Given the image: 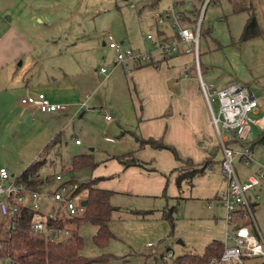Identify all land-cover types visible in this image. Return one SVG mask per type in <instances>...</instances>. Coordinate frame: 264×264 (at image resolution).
<instances>
[{
  "label": "rangeland",
  "instance_id": "rangeland-1",
  "mask_svg": "<svg viewBox=\"0 0 264 264\" xmlns=\"http://www.w3.org/2000/svg\"><path fill=\"white\" fill-rule=\"evenodd\" d=\"M193 1L200 7V15L204 0ZM170 2L55 0V4H59L55 7L46 1L49 22L42 24L37 20L30 23L27 32L33 39L30 40L31 47L23 63L19 58L13 66L18 73L32 77L29 81L33 92L42 90L51 100L63 102L68 108L49 113L25 105L21 103L20 92L12 84H6L2 77L0 95L7 86L9 90L7 98L0 96V167L6 166L11 172L19 173L35 160L45 157L39 167L40 177L61 173L66 179L90 180L93 168L68 170V167L75 154L92 152L101 164L100 169L105 170L106 163L113 170L111 163L106 161L109 153L134 149L132 146L140 132L132 96L121 84L126 74L131 78L130 67L119 62L113 68L115 52L108 46L107 34H113L126 46L153 48L144 33L159 36L154 12L164 10ZM253 4L260 33L243 39L251 9L235 10L231 0L207 2L200 32L199 65L203 79L215 88L226 86L228 82L251 86L260 98L259 109L253 114L262 118L261 123L253 128L256 137L264 128V0H253ZM55 15L59 18L52 20ZM165 26L172 28L169 24ZM186 46L183 44L182 48ZM184 53L188 54V63L195 66L193 53ZM102 66L109 70L113 68L110 77L102 72ZM175 69L171 61H166L157 67L152 77L163 79L171 77V73L176 77L178 71ZM2 72L9 71L3 69ZM192 73L200 78L195 70ZM70 92L76 95L74 100H71ZM213 107L218 112L217 100ZM106 114H110L111 119H107ZM56 136L59 141L47 148ZM109 137L115 141L107 140ZM76 138L81 143H76ZM217 141L216 135L209 149L214 145L218 149ZM231 145L239 148L237 143ZM152 159L156 164V159ZM217 161L204 174L194 177L192 183L188 182L189 186H182L181 190H185V193L181 192L183 197H173L169 191L154 197L122 192L112 194L111 203L115 209L108 225L113 236L104 246L94 240L97 224L87 220L78 224L79 233L84 238L82 253L92 258L107 257L87 264H158L160 259L165 264H172L179 254L203 252L212 238L210 229H216L215 221H212L216 206L214 203L213 208L208 206L211 200L206 195L211 181H218L222 176ZM181 166L186 167L187 163L182 162ZM172 180L174 188L178 189L174 177ZM82 193L85 195L86 190ZM262 201L256 216L264 232V199ZM174 205L171 221L167 215Z\"/></svg>",
  "mask_w": 264,
  "mask_h": 264
},
{
  "label": "built area",
  "instance_id": "built-area-1",
  "mask_svg": "<svg viewBox=\"0 0 264 264\" xmlns=\"http://www.w3.org/2000/svg\"><path fill=\"white\" fill-rule=\"evenodd\" d=\"M192 0H171L164 10H155V21L159 26L169 24L174 29L173 35L156 37L152 32L144 33L150 39L153 48L139 49L126 46L115 39L113 34H107V43L114 49L115 64L134 60L147 63L157 56L169 58L177 52H192L195 68L201 76L199 65L200 32L204 9L209 0L202 3V13L198 16L195 27L187 23V3ZM186 21V22H185ZM183 44H187L182 48ZM102 71L108 68L102 66ZM188 73V72H186ZM201 87L211 110L212 122L217 130L222 157L221 172L226 180L227 189L222 198L225 208L226 222L224 250L221 254L212 256L210 264H246L249 258L258 257L264 263V234L258 224L255 208L261 195L256 193L251 197L250 191L264 185V163L243 179L237 169V160L244 164L256 163V151L252 146L255 136L254 126L261 123L262 118L255 116L260 100L252 91L250 85L231 82L221 88L209 85L200 77ZM218 101L216 112L213 102ZM25 105L36 107L42 112L57 113L66 111L68 106L63 102L51 100L40 90L33 92L27 89L21 96ZM111 119L110 114H106ZM229 140H234L239 148H234ZM81 140L76 138V143ZM80 183L66 179L61 173L55 174L51 181H45L38 187H32L23 177V171L11 172L6 166L0 167V219L4 222L7 238H11L18 220L25 211L30 210V231L49 240L66 241L78 228L75 218L86 210L83 204ZM211 206V203L209 204ZM4 242L0 240V248ZM171 254V253H170ZM0 264H24L12 256L0 258Z\"/></svg>",
  "mask_w": 264,
  "mask_h": 264
},
{
  "label": "crops",
  "instance_id": "crops-1",
  "mask_svg": "<svg viewBox=\"0 0 264 264\" xmlns=\"http://www.w3.org/2000/svg\"><path fill=\"white\" fill-rule=\"evenodd\" d=\"M46 1L55 7L59 6V4H55V0L51 2L49 0H0V81L4 77L6 84H12L21 96L26 93L27 89L33 90L29 81L32 77L18 73L13 63L19 58H22L23 63L24 56L31 47L30 40L33 39H30L29 32H27L30 23L32 21L35 23L37 20L42 24L49 22L47 21L49 14L46 11ZM250 1L255 10L253 0ZM57 18L59 17L55 15L52 20ZM164 30L167 33H174V29L168 26H164ZM37 34L40 35V32H37ZM186 55L188 54L184 52H177L169 58H163L159 55L156 63L147 65H138L139 63L134 60L125 62L126 66L130 67L129 74L131 78L126 74V78L121 80V84L124 89L127 88L126 92L132 96L135 113L139 116L138 130L140 133L136 135V144L132 146L134 149L109 153V159L106 161L111 163L113 170H110L106 163H104L105 170L100 169L98 167L101 165L100 162L93 168L91 175L100 178L97 181V186L112 189L113 194L122 192L137 196L154 197L169 191L173 194V197H183L182 193H185V190H181L177 185L179 170H176L182 161L177 159L169 148H156L150 144L141 146L137 136L162 138L166 143L174 145L180 156L183 158L191 157L197 163L203 162L207 156H212L220 162L222 150L218 145V136V149L215 148V145L209 149L210 145L213 144L214 136L217 135L209 105L201 87L200 78L192 73L194 70L197 74L198 72L195 66L188 63ZM166 61L173 63L178 74L175 77V74L171 73V77L155 80L152 73ZM174 63H178V65ZM117 64L114 65V69ZM113 68L102 72L105 73L106 77H110ZM3 69L9 72H2ZM200 77H202V69ZM226 84L227 82L224 85ZM4 90L5 92L0 95L2 99L8 96V86ZM69 94L72 95L71 100H74L76 95L73 92ZM53 96L59 98L58 95ZM31 107L37 109L34 106ZM120 108H123L122 105ZM107 140L115 141L112 137L107 138ZM254 149L258 160L256 163L246 165L240 159L237 160V167L243 179H246L249 174L255 172L264 163V143L255 144ZM130 151L136 152V156L140 159L149 161L150 165L132 164L125 166L115 157V155ZM152 158L156 159V164H153ZM153 166L155 169H151ZM167 172H170L169 176ZM172 177H174L178 189L174 188ZM184 185L189 186L190 184L184 180L182 186ZM209 187L210 191L207 192L206 196H210L208 198L211 200L208 206L210 203L211 206L209 207L213 208V203L216 206L212 218V221H215L216 229H210L209 232L212 234V238L206 246L215 239L222 241L224 244L226 222L222 198L226 192L227 183L223 174L218 181H211ZM256 193H260L261 197L256 204L255 214L262 205V199H264V185L253 188L250 191L251 197H254ZM261 231L263 232V230ZM258 262H260L259 258L253 257L249 258L246 264H258Z\"/></svg>",
  "mask_w": 264,
  "mask_h": 264
},
{
  "label": "trees",
  "instance_id": "trees-1",
  "mask_svg": "<svg viewBox=\"0 0 264 264\" xmlns=\"http://www.w3.org/2000/svg\"><path fill=\"white\" fill-rule=\"evenodd\" d=\"M231 1L234 2L235 10L251 9V15L245 25L242 38L248 39L258 35L260 33L259 21L254 8L251 6V1ZM185 6L188 7L187 15L189 16L186 18V21L195 27L200 7L193 0ZM164 26L158 25L159 36L163 34L169 36L174 34L167 33L164 30ZM156 60L157 58L147 63H139L138 65L154 64L156 63ZM137 140L141 146L150 144L156 148H169L173 151L177 159L187 163L188 167L180 165L176 168V170H179L177 184L180 188H182V182L184 180L192 183L194 177L204 174L208 169L212 168L217 161L212 156H207V158L201 163L195 162L191 157L183 158L180 156L174 145L166 143L162 138H155L153 136L145 138L137 136ZM58 141L59 138L56 136L47 144L46 147L49 148ZM229 142L236 143L234 140H229ZM257 143H264V128L258 133L256 139L252 141V146L254 147ZM218 145L220 147L219 143ZM115 157L118 158L125 166L132 164L143 166L150 165L149 161L137 157L134 151L118 154L115 155ZM42 160H45V157L35 160L31 165L23 170V177L32 187H38L45 181H51L55 176L54 174H48L45 178L40 177L39 167L42 165ZM97 164L98 161L94 158L92 152L78 153L72 157L71 165L68 167V170L83 169L88 167L94 168ZM151 169H155L154 166L153 168L151 167ZM70 179L80 183L79 189L83 191L86 190L85 198L88 200L84 213L75 218L76 223L79 224L80 222L87 220L97 224L98 230L94 235V240L98 245L104 246L108 242L109 238L113 236V232L108 225L112 211L115 209V206L111 203L113 190L97 186L96 184L98 179H100L99 177H92L90 180L81 181L75 177ZM175 207L176 206H173L170 209V213L168 212L167 215L171 221H173L172 212ZM30 215L31 211L27 210L24 212L22 217L16 220L11 238H7V233L4 230V222L1 223L0 240L3 241L4 244L3 247L0 248V258L3 256H12L14 259L19 260L24 264H87L91 261L107 259V257L92 258L85 256L82 253L84 238L79 233L78 228L74 230L71 238L66 241L49 240L32 233L29 230ZM223 250V242L215 239L211 241L201 253L187 251L177 255L173 259L172 264H210V258L221 254Z\"/></svg>",
  "mask_w": 264,
  "mask_h": 264
},
{
  "label": "water",
  "instance_id": "water-1",
  "mask_svg": "<svg viewBox=\"0 0 264 264\" xmlns=\"http://www.w3.org/2000/svg\"><path fill=\"white\" fill-rule=\"evenodd\" d=\"M87 202H88V200L85 198V199H83V204H87ZM180 241H182V240H180ZM158 264H165V262L163 261V259H160L159 261H158ZM264 264V263H263Z\"/></svg>",
  "mask_w": 264,
  "mask_h": 264
}]
</instances>
